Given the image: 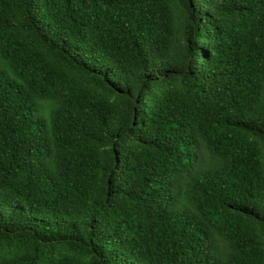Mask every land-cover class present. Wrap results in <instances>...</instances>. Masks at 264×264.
Returning a JSON list of instances; mask_svg holds the SVG:
<instances>
[{
  "label": "trees",
  "instance_id": "1",
  "mask_svg": "<svg viewBox=\"0 0 264 264\" xmlns=\"http://www.w3.org/2000/svg\"><path fill=\"white\" fill-rule=\"evenodd\" d=\"M0 264H264V0H0Z\"/></svg>",
  "mask_w": 264,
  "mask_h": 264
}]
</instances>
